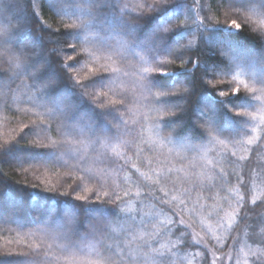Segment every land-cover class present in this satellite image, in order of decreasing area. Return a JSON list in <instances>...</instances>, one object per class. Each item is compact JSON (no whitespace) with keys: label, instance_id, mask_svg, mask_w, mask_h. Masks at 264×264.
Returning a JSON list of instances; mask_svg holds the SVG:
<instances>
[{"label":"trees","instance_id":"16d2710c","mask_svg":"<svg viewBox=\"0 0 264 264\" xmlns=\"http://www.w3.org/2000/svg\"><path fill=\"white\" fill-rule=\"evenodd\" d=\"M144 2L0 0V16L16 25L0 40V48L9 50H0V264H79L85 253L117 243L111 227V240L92 227L136 215L138 205L143 213L136 221L137 235L145 232L140 219L148 222L147 231L158 230L160 221H184L175 234H184L187 247L181 246L174 257L177 264H213L214 257L215 264H236L237 253L251 244L243 223L215 235L202 234L190 213L218 226L238 199L233 186L241 171L258 181L263 195L257 204L264 198L258 175L264 171V146L254 141L249 150L247 144L253 136L264 137L259 120L264 96L243 84L235 96L217 95L236 86L230 81L238 68L246 83L264 86V0H201L200 10L195 0H165L140 14L136 5ZM121 3L129 12H121ZM204 17L208 26L201 27L198 21ZM78 19L90 22L73 28ZM232 19L241 24L239 31L228 26ZM193 39L192 47H182ZM18 57L23 60L20 68ZM145 61L162 63L167 72L146 78L150 91L171 92L184 85L188 95L146 99L145 81L138 76ZM182 61L187 63L180 68ZM77 80L85 83L87 94ZM210 80L212 85L206 83ZM114 100L121 104L114 105ZM158 109L174 115L162 118ZM237 110L251 115L238 116ZM44 134L72 143L35 146ZM74 164L89 171H74L69 178ZM243 164L247 167L241 169ZM216 173L233 176L232 183L213 187L217 182L206 177ZM87 175L94 181L81 183ZM182 177H198L203 185V190L191 192L186 207L180 197L193 184L182 183ZM129 184L132 196L120 205L125 211L104 202V192L123 196ZM138 185L169 192L167 203L155 202L160 213L155 224L153 202L143 198L144 188L136 195ZM76 195L87 199L76 200ZM252 195L248 207L255 211L249 220L264 212L251 203ZM188 253L197 254L196 259ZM245 255L246 248L241 260Z\"/></svg>","mask_w":264,"mask_h":264},{"label":"snow or ice","instance_id":"6c2138e0","mask_svg":"<svg viewBox=\"0 0 264 264\" xmlns=\"http://www.w3.org/2000/svg\"><path fill=\"white\" fill-rule=\"evenodd\" d=\"M14 2L19 3L20 0H14ZM165 3V0H151V3L148 0H145L143 4L136 5V8L140 10V14H143V10H148L149 12L154 11L155 9L161 7ZM196 8L200 10L203 8L201 4V0H195ZM121 12L123 13L125 10L129 12V9L121 3L119 5ZM238 18V17H237ZM207 17L200 19L198 22L201 27L208 26L206 21ZM78 23L74 22L72 24L73 28L86 26L90 21L85 19H78ZM261 26H264V19L260 20ZM230 28H233L237 31L241 29V24L237 23V19H232L228 24ZM179 27V26H177ZM16 28L15 24H10L7 22L6 17L0 16V40L8 37L9 33ZM168 28L163 29V31H168ZM195 44V40H190L188 45H182V47H192ZM4 52H8L7 48H0ZM71 59V57H69ZM0 60H3V57L0 56ZM23 63L22 58H17L16 67L20 68ZM187 61H182L180 63V68L185 67ZM193 65L196 64L195 60H191ZM69 65V64H68ZM67 65V66H68ZM164 65L162 63H156L149 65L147 61L142 65V71L138 73L140 79L145 81L142 84L143 91L147 94L145 96L146 99L156 100L161 96L168 95H177L182 94L187 96L189 93V89L184 85H179L171 92H153L150 91L146 86V78L153 73H159L160 75H166L167 72L164 70ZM89 71H92L91 69ZM245 74L242 69H237V71L231 76V82L235 83V87L231 88L230 91H219L217 95L221 98L227 96H235L239 94L240 85L243 84L245 88L253 91H259L261 96H264V86L257 87L253 83L249 84L245 82ZM208 85H212V80L206 81ZM76 85L84 89V94H87V88L84 87L85 83L77 80ZM214 88V86L212 87ZM256 99H261V97H255ZM114 105H120V100H114L112 102ZM161 112L162 118L164 114L167 116L174 115L173 112L168 111L164 112L161 109H158ZM238 116L251 115L247 110H237L235 112ZM253 121L257 119L256 116H252ZM259 120L262 124H264V115L259 117ZM43 124V121L40 122ZM260 125H256L255 127H259ZM25 127H28L25 125ZM255 127L252 128L255 131ZM23 131V128L21 129ZM46 133V132H45ZM254 141H261V145H257V147L264 146V137L261 136H253L247 140V144L249 145V150H253L252 146L254 145ZM98 143L103 144L102 141L97 140ZM72 141L68 139H58V140H50L46 134L43 135L42 139H37L35 142V146L37 147H52L55 148L57 146L63 147L66 144H71ZM233 156L236 153H232ZM241 160H246L247 157H240ZM67 164V160L64 162ZM247 165H241V169L246 168ZM74 171H79L84 173L89 171L85 169L82 165L77 166L73 165L72 168L68 170V176L71 178ZM139 171V169H137ZM179 171V170H177ZM141 175H144L141 173ZM259 182L264 183V171L259 174ZM92 183L95 179L94 176L87 175L82 177L81 183L84 180ZM167 179H171V176L167 177ZM181 182H188L193 184V188H186L185 191L181 194L180 203L185 204L186 201L190 200L191 192L199 187L203 190V185L198 183V177L193 179L191 177H182ZM208 180H214L217 183L213 185V187L221 186L225 184H231L233 176L228 175L225 176L223 173H216L214 176L206 177ZM236 184L233 186V189L238 196V199L235 200L234 205H230L232 207L231 215L227 216V229H232L233 225L238 226L239 223H243L245 228L248 230L250 235L251 244L245 245L240 249L239 253H237L236 264H264V212H261L258 216H255L251 220H249V213L254 212L255 209L249 208V194L252 193L251 203L253 205H257V207L264 208V198L260 199L259 204H257V199L254 193L257 191V179L254 177H249L244 171H241L238 174H235ZM99 185V181H95ZM160 184H163L162 180L158 179ZM77 184V183H76ZM80 184V183H79ZM133 185L129 184L128 187L123 189V196H121L119 191H110L104 192V196L107 198L104 202L107 203L109 201L113 202L115 206H117L121 212L125 211L124 208H121L120 205L124 203L125 197L130 198L132 196L131 187ZM72 187V185H69ZM138 190L136 192L137 196L141 195L140 188H144L143 198L145 200H150L153 202V213L151 217V222L153 224L156 223V220L160 213L155 212V202H165L167 203V197L169 196V192L165 191L163 187L152 188L145 185H138ZM100 190L103 191V186H100ZM158 192H162V195H157ZM61 194H67L66 191H63ZM99 198V197H98ZM115 198V200H113ZM74 199L79 201H85L87 198L85 196L76 195ZM173 200H176L177 197L173 196ZM116 201H119V204H116ZM137 214L132 216H124L120 219L111 222V223H97L92 228L95 232L99 233L101 236L106 239H113V236L107 232V229L111 227V232L117 234V243L113 245L112 243L103 244L102 247L95 251L94 253H85L84 258L79 261V264H177V261L174 259L180 251L182 250L181 246L184 248L187 247V242L183 239V233L181 236H176V231H181L179 225H183L184 221L180 220L179 225L177 221L169 220L167 223L164 221H160L158 225V230L155 231H147L148 222L145 219H140L139 227L145 229L143 235H137L138 225L136 223L137 219L141 217L143 213V209L140 205L137 206ZM194 210V209H193ZM184 209L180 210V215H183ZM211 215V213L209 214ZM203 223V220L201 221ZM209 229L211 225H208ZM218 227L223 230L225 229L224 218L218 222ZM257 227L260 228V231L257 232ZM175 229V231H174ZM123 239H119V238ZM131 237V238H129ZM196 243H201V240H196ZM245 248L247 249V255L243 257V260L240 258V253H244ZM83 251V250H81ZM187 255L191 256L192 260L196 259L197 254L188 253ZM215 257L213 260V264H215ZM191 264V261H189Z\"/></svg>","mask_w":264,"mask_h":264},{"label":"rangeland","instance_id":"374dc122","mask_svg":"<svg viewBox=\"0 0 264 264\" xmlns=\"http://www.w3.org/2000/svg\"><path fill=\"white\" fill-rule=\"evenodd\" d=\"M256 189H257V191L254 193V195L256 196V199L258 200V198L261 197L263 195V193H262L261 190L258 189L257 185H256ZM131 208L133 209L134 207L132 206ZM188 213H190V212H188ZM227 213L228 214L223 217L224 218L225 228H227V219L226 218H227L228 215H231L232 212H230V213L227 212ZM190 215L192 216V218L194 216L196 217V219H195L196 222L195 223H197V225L199 226V228L201 230L200 232L202 234L215 235L216 232L221 229L218 226L214 227L212 224H210V222L206 219L205 216L203 217L202 215L197 214L196 212L193 213V214L190 213ZM202 220H203V223H201ZM208 225H211L210 229H209Z\"/></svg>","mask_w":264,"mask_h":264}]
</instances>
